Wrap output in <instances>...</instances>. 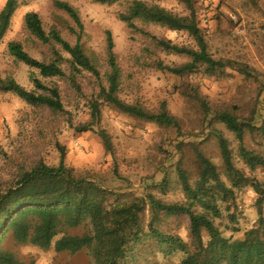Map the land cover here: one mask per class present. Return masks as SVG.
<instances>
[{
	"label": "rangeland",
	"instance_id": "rangeland-1",
	"mask_svg": "<svg viewBox=\"0 0 264 264\" xmlns=\"http://www.w3.org/2000/svg\"><path fill=\"white\" fill-rule=\"evenodd\" d=\"M56 1L67 2L80 14L84 25L82 46L88 57L97 66L100 78L85 74L78 85L69 80L46 81L39 72L17 62L11 57L8 46L21 44L24 50L37 61L51 58V48L44 47L29 34L25 25L28 14H37L45 31L60 32L62 38L75 45L74 22L55 8ZM136 0H126L114 6H101L94 0H20L11 27L0 43V81H15L27 91H34L31 77L35 75L45 84L55 85L61 90L64 113L53 115L47 109H33L12 94H0V189L10 187L23 173L39 163L47 167L60 164L61 149L66 163L82 179L96 182L107 191L117 194L132 192L139 197L152 194L164 203L184 202L178 184L177 165L181 164L195 180L199 177V165L193 145L222 170L218 140L213 132L221 133L230 143L236 168L248 180L264 184V170L252 173L240 156V142L227 127L214 118L204 122L201 108L190 99L196 89L212 109L237 107L241 118L250 119L255 113L256 123L264 117L262 101L264 95V0H210V25L200 23L201 7L190 0L198 15L212 58L218 62H233L249 67L256 78L247 80L235 71L225 70L211 77L205 68L195 73L176 77L156 68H180L190 59L170 55L157 44L141 34L132 33L119 20V15ZM145 1V0H142ZM7 0H0V13ZM162 8L180 16L190 12L184 4L167 1L159 3ZM139 28L158 40L186 48H197L186 33L175 34L157 26L139 24ZM107 32L113 36L117 62L121 69L120 99L129 105H141L146 111L157 113L163 104L180 126V130L164 129L151 123L139 121L119 113L104 104L101 90L107 86L105 78L109 71ZM100 102L102 129L112 138L115 155L105 150L102 140L94 133H78L77 129L91 123V106ZM183 145V152L177 147ZM264 157V140L245 138V146ZM167 183L168 193L162 194L153 187ZM257 197L250 190L239 195L238 223L235 238L241 239L258 221ZM147 220L151 217L147 213ZM222 229L227 221L217 222ZM190 221L187 217L167 219L163 230L179 236L193 252L195 244L189 237ZM15 254L27 264H92L87 255L77 258L58 255L54 249L43 252L31 245L14 247ZM182 253L161 257L146 253L140 264H179Z\"/></svg>",
	"mask_w": 264,
	"mask_h": 264
},
{
	"label": "trees",
	"instance_id": "trees-1",
	"mask_svg": "<svg viewBox=\"0 0 264 264\" xmlns=\"http://www.w3.org/2000/svg\"><path fill=\"white\" fill-rule=\"evenodd\" d=\"M20 0H7L0 13V43L6 37L12 19L18 10ZM126 0H94L101 6H114ZM175 1L184 4L190 16L180 17L159 3ZM54 6L64 12L75 24L76 44L65 41L60 32L47 33L37 14L30 13L25 18L27 31L44 47L51 48V58L37 61L21 44L8 46L11 57L17 62L39 72L46 81L69 80L74 85L85 74L100 78L97 66L86 54L82 46L84 25L79 12L69 3L56 1ZM119 20L135 34L150 38L157 47L170 55L184 56L190 63L180 68L156 66L162 72L184 77L205 68L211 77H217L225 70L235 71L249 81L256 78L252 70L233 62L216 61L212 58L206 36L198 23V15L190 0H136ZM139 24L157 26L169 32L188 34L197 48H184L156 37L139 28ZM108 66L107 86L101 90L104 104L119 113L151 123L164 129L180 130L178 121L163 104L157 113L146 111L141 105H129L120 99L121 69L117 62L113 36L107 32ZM255 77V78H254ZM257 79V78H256ZM34 91H27L15 81H0V94H12L33 109H47L53 115L64 113L61 90L31 77ZM264 95V90H262ZM190 99L202 110L204 122L210 118L224 124L240 142V156L246 167L255 173L264 170V157L245 146L246 136L264 140V117L256 123L255 113L250 119L241 118L237 107L212 109L196 89H192ZM264 105V100L261 102ZM101 103L91 106V123L77 129L78 133H94L100 137L108 153L115 155L111 136L102 129ZM264 113V107L263 111ZM218 140L221 169L204 156L193 145L199 177L195 180L181 164L177 165L178 184L184 195V202L168 204L152 194L139 197L129 192L117 194L102 188L96 182L79 178L68 167L66 155L61 149L60 164L47 167L39 163L35 168L23 173L8 188L0 189V264H27L15 254L14 247L31 245L43 252L54 249L58 255L77 258L87 255L92 264H140L146 253L155 256H171L182 253L179 264H264V184L258 180H248L236 168L230 143L219 132ZM183 145L177 153L183 152ZM167 183L157 185L152 190L168 193ZM250 189L257 197L258 221L243 238L236 239L239 195ZM149 212L151 221L147 220ZM187 217L190 221L189 237L195 244L193 252L179 236L167 233L163 226L167 219ZM227 221L224 229L217 224ZM35 264V263H29Z\"/></svg>",
	"mask_w": 264,
	"mask_h": 264
},
{
	"label": "built area",
	"instance_id": "built-area-1",
	"mask_svg": "<svg viewBox=\"0 0 264 264\" xmlns=\"http://www.w3.org/2000/svg\"><path fill=\"white\" fill-rule=\"evenodd\" d=\"M197 3L201 7L202 14L200 15V23L202 26L207 27L210 25V8L211 1L210 0H192Z\"/></svg>",
	"mask_w": 264,
	"mask_h": 264
}]
</instances>
